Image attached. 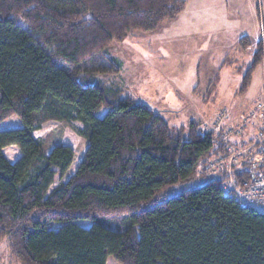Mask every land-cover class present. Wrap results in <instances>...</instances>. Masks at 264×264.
Here are the masks:
<instances>
[{
    "label": "trees",
    "instance_id": "obj_1",
    "mask_svg": "<svg viewBox=\"0 0 264 264\" xmlns=\"http://www.w3.org/2000/svg\"><path fill=\"white\" fill-rule=\"evenodd\" d=\"M186 3L0 0V124L21 121L0 131V241L20 264H264V215L224 193L220 175L140 209L196 178L227 145L199 121L184 139L158 111L100 78L121 72L106 52L112 43L156 31ZM250 41L241 38V47ZM263 60L258 41L237 93L248 91ZM49 121L80 122L89 142L65 181L73 148L34 137ZM12 145L22 152L14 163L4 153Z\"/></svg>",
    "mask_w": 264,
    "mask_h": 264
},
{
    "label": "rangeland",
    "instance_id": "obj_2",
    "mask_svg": "<svg viewBox=\"0 0 264 264\" xmlns=\"http://www.w3.org/2000/svg\"><path fill=\"white\" fill-rule=\"evenodd\" d=\"M243 36H248L252 43L246 49L241 46L236 49L238 39ZM258 41H264V0L261 6L258 0H187L178 17L163 22L156 31L137 30L123 42L112 43L106 52L116 59L121 72L100 78L119 88L123 97L130 96L151 106L168 121L171 130L186 139L192 121H199L203 129L212 130L208 125L219 113L228 114L226 125L237 126L230 109L240 112L243 108L240 96L244 94L238 93L236 99L233 94L242 80L238 72L252 61ZM233 65L240 68L238 72ZM262 80L264 60L256 68L245 97L250 100ZM107 111L108 107H103L96 115L102 118ZM19 126L21 121L13 116L0 124V131ZM81 126L80 122L49 121L34 132L36 139H44L51 148L61 143L75 151V160L63 181L76 172L89 144L78 133ZM4 153L11 161L22 154L14 145L4 148ZM216 177L208 174L169 185L151 201L143 202L140 209ZM80 224L90 226L91 223L81 221ZM0 264H20L6 239L0 241ZM107 264L119 263L109 257Z\"/></svg>",
    "mask_w": 264,
    "mask_h": 264
},
{
    "label": "built area",
    "instance_id": "obj_3",
    "mask_svg": "<svg viewBox=\"0 0 264 264\" xmlns=\"http://www.w3.org/2000/svg\"><path fill=\"white\" fill-rule=\"evenodd\" d=\"M262 2L258 0L260 6ZM227 118L226 112L219 113L208 125L226 143L225 152L203 163L197 175L222 176L224 193L264 215V82L262 98L239 115L237 126L226 125ZM254 124L259 128L250 137Z\"/></svg>",
    "mask_w": 264,
    "mask_h": 264
},
{
    "label": "crops",
    "instance_id": "obj_4",
    "mask_svg": "<svg viewBox=\"0 0 264 264\" xmlns=\"http://www.w3.org/2000/svg\"><path fill=\"white\" fill-rule=\"evenodd\" d=\"M243 37H248V36H243ZM243 37H240L238 39L236 49H240V46H241V38H243ZM250 42L252 43V41H250ZM248 66L249 65H246L245 68H244V70L242 72H240L241 71V70H239L240 68H235V65H233V69L235 70V72H238V70H239L238 73H241V76H242L243 73L248 68ZM239 86H238V88H239ZM236 88L237 87H235V90H234V93H233L234 94V99H236L237 96L244 94L243 96H240V97H242V98H240L241 104L243 105L242 110L240 112H232V110L230 109V111H231V113L233 115V118H236V121L235 122L238 123V117H239L240 113H242V111L244 109H247V108L252 107L253 105H255L262 98V95H263V80L261 82V85H260L259 90L257 91V93L250 100H249L248 97H245V94H246L247 91L245 93H243V94H239L238 95ZM219 96H220V93L217 96V98H219ZM233 121H234V119L231 122H233ZM258 128H259V124H254L253 126L250 127V137H253L254 136V134L256 133V131H257ZM21 156H22V154L20 155V157ZM20 157H18L17 160H15V161H11V160L10 161L14 163V162L18 161V159Z\"/></svg>",
    "mask_w": 264,
    "mask_h": 264
},
{
    "label": "bare ground",
    "instance_id": "obj_5",
    "mask_svg": "<svg viewBox=\"0 0 264 264\" xmlns=\"http://www.w3.org/2000/svg\"><path fill=\"white\" fill-rule=\"evenodd\" d=\"M206 162H207V161H206ZM204 163H205V162H204ZM202 164H203V163H202ZM202 164H201V165H202ZM201 165H200V166H201ZM200 166H199V167H200ZM197 171H198V170H197ZM198 176H203V175H198Z\"/></svg>",
    "mask_w": 264,
    "mask_h": 264
}]
</instances>
